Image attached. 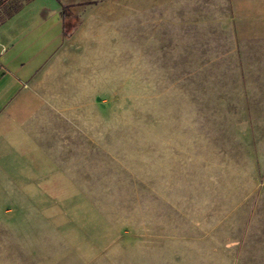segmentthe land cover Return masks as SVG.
<instances>
[{
	"label": "crops",
	"instance_id": "crops-1",
	"mask_svg": "<svg viewBox=\"0 0 264 264\" xmlns=\"http://www.w3.org/2000/svg\"><path fill=\"white\" fill-rule=\"evenodd\" d=\"M34 1L0 0V160H71L77 145L92 144L94 113L108 112L105 99H92L93 66L119 64L121 49L128 58L131 51L134 77L149 49L150 113L163 99L165 145L171 139L199 154L230 155L237 145L251 154L264 144V0H100L77 13L70 34L65 2L27 9ZM124 235L134 247L118 250L127 259L117 264H153L140 259L152 254L136 249L138 234ZM219 244L205 249L212 257L205 264H221L213 258ZM223 251L233 257L223 264H235V252Z\"/></svg>",
	"mask_w": 264,
	"mask_h": 264
},
{
	"label": "rangeland",
	"instance_id": "rangeland-1",
	"mask_svg": "<svg viewBox=\"0 0 264 264\" xmlns=\"http://www.w3.org/2000/svg\"><path fill=\"white\" fill-rule=\"evenodd\" d=\"M78 1L92 3L77 13L100 0H61ZM141 52L135 77L131 51L120 50L119 64L93 66L92 99H105L108 112L94 113L92 144L77 145L76 158L0 160V264H117L127 259L118 250L133 249L124 240L133 232L136 249L152 254L140 259L153 264H205V249L217 243L221 264L233 259L228 247L235 264H264V144L230 155L165 145L164 100L150 113L149 49ZM150 233L169 234L150 246Z\"/></svg>",
	"mask_w": 264,
	"mask_h": 264
},
{
	"label": "trees",
	"instance_id": "trees-1",
	"mask_svg": "<svg viewBox=\"0 0 264 264\" xmlns=\"http://www.w3.org/2000/svg\"><path fill=\"white\" fill-rule=\"evenodd\" d=\"M92 2L78 1L76 3H65L62 7V21L65 28L69 29L67 34H70L79 24V18L74 7H80Z\"/></svg>",
	"mask_w": 264,
	"mask_h": 264
}]
</instances>
